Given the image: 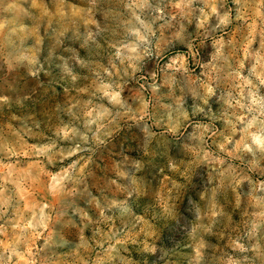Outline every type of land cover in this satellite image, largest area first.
Segmentation results:
<instances>
[{
    "label": "clouds",
    "instance_id": "1",
    "mask_svg": "<svg viewBox=\"0 0 264 264\" xmlns=\"http://www.w3.org/2000/svg\"><path fill=\"white\" fill-rule=\"evenodd\" d=\"M0 264H264V0H0Z\"/></svg>",
    "mask_w": 264,
    "mask_h": 264
},
{
    "label": "rangeland",
    "instance_id": "2",
    "mask_svg": "<svg viewBox=\"0 0 264 264\" xmlns=\"http://www.w3.org/2000/svg\"><path fill=\"white\" fill-rule=\"evenodd\" d=\"M233 35L235 36V33Z\"/></svg>",
    "mask_w": 264,
    "mask_h": 264
}]
</instances>
